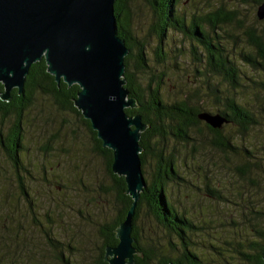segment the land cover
<instances>
[{"label":"rangeland","instance_id":"374dc122","mask_svg":"<svg viewBox=\"0 0 264 264\" xmlns=\"http://www.w3.org/2000/svg\"><path fill=\"white\" fill-rule=\"evenodd\" d=\"M129 7L132 34L146 44L154 76L163 75L164 103L188 99L202 112L218 114L224 98L233 96L258 119L248 132L231 123L224 125V136L236 147L227 151L212 144L204 122L187 131L188 142L175 137V124L167 123L168 134L159 143L163 154L174 159L178 174L169 183L168 200L201 227L191 236L203 264H218L238 249V243L250 241L255 228L264 226V71L252 69L240 58L250 51L246 32H264V21L257 18L258 6L243 0H179L176 6L187 26L193 16L235 12L231 24L204 26L239 69L233 87L206 77L203 56L198 63L194 55L197 42L178 31L167 30L162 44L165 60L156 64L159 41L152 30L156 17L145 0H132ZM197 51L203 55L199 46ZM213 84L220 90L218 99L211 94ZM25 115L20 166L15 168L0 154V264H63L62 259L95 264L101 245L98 229L113 221L119 209L107 160L95 151L87 127L76 114L58 109L46 95L37 92L34 106ZM156 173L157 159L149 153L143 170L146 183ZM207 189L216 191L217 197ZM136 226L142 247L156 248L172 258L181 253L179 240L146 206Z\"/></svg>","mask_w":264,"mask_h":264},{"label":"trees","instance_id":"16d2710c","mask_svg":"<svg viewBox=\"0 0 264 264\" xmlns=\"http://www.w3.org/2000/svg\"><path fill=\"white\" fill-rule=\"evenodd\" d=\"M132 0H116L115 15L117 19V34L126 42L129 54L125 58L126 88L129 97L136 100L137 107L126 109L129 116L140 115L147 129L141 135L140 145L143 152L142 168L147 165V155L151 153L157 159V173L142 192L137 205L133 223V237L135 238V264H203L202 254L193 245L192 234L199 231L192 218L184 213L178 212L174 205L168 200L169 183L178 178L174 159L171 155L165 156L159 143L166 137L168 125L175 124L172 134L183 142H188L187 131L203 123L198 115L202 110L192 106L188 99H183L172 104L163 102L160 89L163 85V75L154 76V70L149 65L146 55V44L137 40L132 34V16L129 3ZM156 17L152 30L159 41L156 49V64H161L165 60L163 42L167 36V30H174L188 35L197 42L203 50V55L199 56L197 47L194 50L197 62L202 61V56L206 64V77L219 78L223 82L236 87L239 78V69L231 59L226 48L220 41L210 36L205 29V25L217 28L221 25L231 24L237 18L235 12L214 11L205 16H193L187 26L184 17H181L176 10L179 0H145ZM245 3H252L259 6L264 0H243ZM247 44L250 51L242 53L241 60L258 71H264V32L257 33L256 29H249L246 32ZM209 77V78H210ZM145 85L143 82H146ZM210 82V81H209ZM211 83V82H210ZM211 87V85H209ZM211 94L218 99L220 90L213 84ZM3 87L0 86V92ZM80 91L77 85L68 87L64 82L60 85L47 71L45 60L31 66L26 77L24 93L20 95L17 89L11 92L10 101L0 99V154L15 168L21 164L20 157L24 145L25 137V114L34 106V96L38 93L46 95L52 103L60 110L69 111L85 124L94 142L95 151L107 160V171L111 175L113 189L116 192L117 205L119 206L117 216L113 221L102 224L98 229L101 245L95 257V264H108L105 260L107 248H114L119 244L116 237V230L125 220L133 201L127 194L126 183L123 177H119L112 172L113 153L104 148L102 141L98 139L97 133L92 129L88 120H85L81 112L75 107L74 101ZM220 100V98H219ZM204 112V111H203ZM219 114L226 117L228 123L235 125L240 131L248 132L257 126L258 119L254 112L237 102L233 96L224 98V107L219 110ZM212 135V144L222 150L236 148L226 139L222 130H215L206 124ZM154 144H151L152 140ZM22 188V187H21ZM24 194H26L23 189ZM212 195L217 197V192L207 189ZM220 198H222L220 196ZM146 206L149 213L155 220L170 234L175 236L181 243V253L179 256L170 257L156 248L142 247L140 244L138 227L136 222L143 207ZM48 233H46V236ZM51 245L56 247L53 238L47 236ZM48 241V240H47ZM174 252V249L171 250ZM221 256V255H220ZM62 259V253L61 257ZM63 264H71L68 259H62ZM218 264H264V226L254 230L253 238L247 243H238V249L234 250L230 256H225Z\"/></svg>","mask_w":264,"mask_h":264},{"label":"water","instance_id":"95a60500","mask_svg":"<svg viewBox=\"0 0 264 264\" xmlns=\"http://www.w3.org/2000/svg\"><path fill=\"white\" fill-rule=\"evenodd\" d=\"M116 0H0V92L10 101L14 89L22 95L30 68L45 60L48 73L60 85H77L75 107L88 120L104 148L113 153L112 172L123 177L133 204L116 230L119 244L107 248L108 264H135L133 223L147 186L140 155L146 131L125 87L126 42L117 34ZM264 21V1L257 8ZM200 121L215 130L228 124L221 114L202 112ZM176 264V263H170Z\"/></svg>","mask_w":264,"mask_h":264}]
</instances>
